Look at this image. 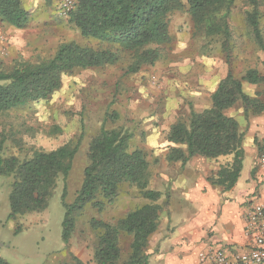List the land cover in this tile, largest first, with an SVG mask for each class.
I'll list each match as a JSON object with an SVG mask.
<instances>
[{"label": "trees", "instance_id": "trees-1", "mask_svg": "<svg viewBox=\"0 0 264 264\" xmlns=\"http://www.w3.org/2000/svg\"><path fill=\"white\" fill-rule=\"evenodd\" d=\"M246 26L260 51L264 52L261 31V0H247ZM68 17L84 40L96 47L75 42L61 43L52 57L32 62H18L8 71H0V114L49 99L62 86L65 76L77 70H90L117 64L121 56L128 59L126 74H136L142 67H152L161 57V47L170 42V16L185 9L193 34L214 39L224 53L232 50L228 19L236 0H75ZM31 21L23 0H0V23L22 30ZM226 53V54H227ZM264 68V60L262 61ZM264 82L259 72L250 69L242 77L232 72L219 82L211 94V105L202 112L191 111L186 121L177 120L165 134L169 144L166 161L186 163L194 156L206 160L232 156V161L219 166L208 181L223 191L232 189L242 170L244 132L238 121L228 115L241 106L244 119L264 115V103L243 91V84ZM108 113L104 122L116 121ZM131 135L119 128L105 129L90 141L87 165L82 182L71 204L66 203L72 162L82 136L50 151H34L29 158L5 156L7 138L0 132V177L11 179L8 194V220L44 211L63 178L61 201L64 216L61 239L68 247L74 232L76 216L89 203L98 211L113 205L122 185L133 187L147 202L114 222L92 220L94 264H147L148 241L156 232L162 207L161 193L149 189L151 164L143 149L129 147ZM264 145V139L262 141ZM18 231V230H16ZM129 239L128 253L122 254L121 240ZM0 264H9L0 257ZM62 264H85L72 253Z\"/></svg>", "mask_w": 264, "mask_h": 264}, {"label": "rangeland", "instance_id": "rangeland-1", "mask_svg": "<svg viewBox=\"0 0 264 264\" xmlns=\"http://www.w3.org/2000/svg\"><path fill=\"white\" fill-rule=\"evenodd\" d=\"M27 2H31L32 9L27 10L31 21L26 28L17 30L0 23V71H8L18 62L48 59L63 42L96 47L95 41L80 37L68 18L59 17L55 0ZM23 6L28 9L25 1ZM259 9L264 37V0ZM248 10L247 0H236L231 9L228 23L232 50L227 54L216 40L193 34L185 9L176 11L170 16V42L161 47V57L152 67L144 66L136 74H126L128 59L120 55L115 65L77 70L65 76L61 88L45 101L0 114V132L7 138L4 155L29 158L34 151L54 150L75 143L82 136L65 179L68 204L80 188L88 145L102 127L119 128L130 134V149L145 150L152 170L166 159L169 144L165 134L169 127L177 120L186 121L192 110L202 112L209 108L211 94L229 71L239 78L254 69L264 78L261 64L264 52L257 49L246 26ZM243 91L264 103V82L244 83ZM113 112L118 119L104 122L106 114ZM228 115L238 121L243 132L247 130L252 117L244 119L241 106L230 109ZM63 183L61 177L44 211L11 221L8 220L11 179L0 177L2 259L9 264H62L72 253L79 258L92 257L86 264H94L95 239L90 222H114L147 202L137 195L135 188L122 185L113 205L102 211L88 203L76 216L74 232L65 247L61 239ZM165 205L161 204L162 210ZM128 245L129 239L122 238L124 257Z\"/></svg>", "mask_w": 264, "mask_h": 264}, {"label": "crops", "instance_id": "crops-1", "mask_svg": "<svg viewBox=\"0 0 264 264\" xmlns=\"http://www.w3.org/2000/svg\"><path fill=\"white\" fill-rule=\"evenodd\" d=\"M24 1L30 11L31 2ZM261 116L252 117L244 130L242 170L228 191L212 186L208 180L219 166L230 163L232 156L216 160L194 156L186 163L164 158L152 169L149 186L161 193L158 204L166 205L148 241L147 264H198L201 251L215 248L231 252L249 243L244 235L245 212L254 198H264V167L258 163L264 152ZM75 256L85 264L92 258Z\"/></svg>", "mask_w": 264, "mask_h": 264}, {"label": "built area", "instance_id": "built-area-1", "mask_svg": "<svg viewBox=\"0 0 264 264\" xmlns=\"http://www.w3.org/2000/svg\"><path fill=\"white\" fill-rule=\"evenodd\" d=\"M57 14L65 19L75 8V0H55ZM258 163L264 167V152ZM244 235L249 243L236 251L225 252L210 248L198 254V264H264V198L256 197L247 206L244 217Z\"/></svg>", "mask_w": 264, "mask_h": 264}]
</instances>
